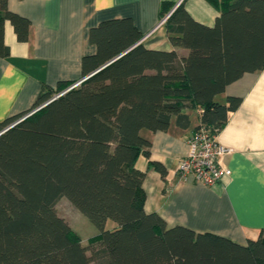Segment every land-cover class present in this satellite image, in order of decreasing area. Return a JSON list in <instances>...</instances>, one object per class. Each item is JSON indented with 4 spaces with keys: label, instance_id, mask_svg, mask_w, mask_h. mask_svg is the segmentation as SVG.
<instances>
[{
    "label": "trees",
    "instance_id": "trees-1",
    "mask_svg": "<svg viewBox=\"0 0 264 264\" xmlns=\"http://www.w3.org/2000/svg\"><path fill=\"white\" fill-rule=\"evenodd\" d=\"M208 1L220 11L212 26L183 2L166 19L173 45L189 50L184 57L138 43L130 18L101 21L90 29L97 51L83 56L85 75L131 48L67 91L74 82L43 88L29 109L0 122L1 131L19 120L0 134V264H264V228L240 244L167 227L144 209L136 161L149 141L141 130H166L173 115L187 123L182 110L199 108L195 129L217 133L241 97L222 104L215 96L264 69V0ZM6 21L28 40L30 21L0 0V58L9 54ZM61 197L98 228L90 246L57 213Z\"/></svg>",
    "mask_w": 264,
    "mask_h": 264
},
{
    "label": "crops",
    "instance_id": "crops-1",
    "mask_svg": "<svg viewBox=\"0 0 264 264\" xmlns=\"http://www.w3.org/2000/svg\"><path fill=\"white\" fill-rule=\"evenodd\" d=\"M181 2L206 26L220 13L208 0H7L8 8L26 17L30 26L28 40L21 42L11 23L4 24L9 54L0 58V122L29 109L43 88H55L60 81L77 83L86 76L82 58L96 53L89 34L101 21L130 18L141 33L138 43L186 56L188 49L171 42L167 21L158 26ZM228 96L241 97L217 132L219 143L229 149L221 160L230 170L228 177L206 186L178 172L199 122V108L182 110L187 123L173 115L166 130H141L149 141L148 155L140 154L136 165L145 170L147 213L160 215L167 227L184 226L245 244L264 228V69L243 74L214 99L223 104ZM155 164L163 166L164 174Z\"/></svg>",
    "mask_w": 264,
    "mask_h": 264
},
{
    "label": "built area",
    "instance_id": "built-area-1",
    "mask_svg": "<svg viewBox=\"0 0 264 264\" xmlns=\"http://www.w3.org/2000/svg\"><path fill=\"white\" fill-rule=\"evenodd\" d=\"M167 17L168 15L163 17L158 26H161ZM35 110L37 109L27 115ZM228 152L229 149L217 140L216 132L199 126L188 138V150L178 163V172L182 176L192 175L195 180L206 186H213L230 175V170L221 163L223 156Z\"/></svg>",
    "mask_w": 264,
    "mask_h": 264
},
{
    "label": "rangeland",
    "instance_id": "rangeland-1",
    "mask_svg": "<svg viewBox=\"0 0 264 264\" xmlns=\"http://www.w3.org/2000/svg\"><path fill=\"white\" fill-rule=\"evenodd\" d=\"M55 207L57 213L62 216L69 223L74 232L79 235L81 238V244L84 246H90L88 245L89 239L99 233L98 228L90 221V219L80 213L66 197H61L56 202ZM108 223L111 224L112 221H108Z\"/></svg>",
    "mask_w": 264,
    "mask_h": 264
},
{
    "label": "water",
    "instance_id": "water-1",
    "mask_svg": "<svg viewBox=\"0 0 264 264\" xmlns=\"http://www.w3.org/2000/svg\"><path fill=\"white\" fill-rule=\"evenodd\" d=\"M126 51L128 50H125L124 52H122L120 55L114 57L113 59H111L110 61L106 62L105 64H103L102 66H100L99 68H97L96 70L92 71L91 73L87 74L86 76H84L79 82H77L78 84L80 82H82L83 80H85L86 78L90 77L92 74H94L95 72H97L98 70H100L101 68H103L105 65L111 63L112 61H114L115 59H117L118 57H120L121 55H123ZM77 83H74L72 84L71 86H69L65 91H67L68 89L72 88L75 84ZM63 93V92H62ZM61 94V93H60ZM60 94H56L54 95L53 97H51L49 100H47L44 104H42L41 106H39L38 108L36 109H39L40 107H43L45 106L46 104H48L49 102H51L53 99H55L56 97H58ZM25 117V116H24ZM22 119V118H21ZM19 121V120H18ZM18 121L14 122L13 124L5 127L3 130L0 131V134L3 133L4 131H6L9 127L13 126L15 123H17Z\"/></svg>",
    "mask_w": 264,
    "mask_h": 264
}]
</instances>
